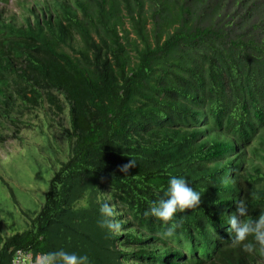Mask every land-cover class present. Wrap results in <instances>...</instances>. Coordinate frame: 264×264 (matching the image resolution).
I'll return each mask as SVG.
<instances>
[{"label": "trees", "instance_id": "trees-1", "mask_svg": "<svg viewBox=\"0 0 264 264\" xmlns=\"http://www.w3.org/2000/svg\"><path fill=\"white\" fill-rule=\"evenodd\" d=\"M17 3L20 23L0 17V104L66 114L68 153L28 227L0 243V264L61 248L91 264L264 261L228 231L234 201L244 220L264 211V0ZM171 175L202 203L167 237L145 211ZM102 198L119 231L99 226Z\"/></svg>", "mask_w": 264, "mask_h": 264}, {"label": "rangeland", "instance_id": "rangeland-1", "mask_svg": "<svg viewBox=\"0 0 264 264\" xmlns=\"http://www.w3.org/2000/svg\"><path fill=\"white\" fill-rule=\"evenodd\" d=\"M17 1H22L25 7L35 12L45 6L51 7L55 1L71 5L73 2H0L1 19L16 24L21 22L25 8ZM6 107L0 104V243L6 236L28 227V217H33L43 204L48 180L58 167V160L65 159L68 153V143L62 130L68 126L66 114L57 117L46 105L37 106L34 110L14 106L8 113ZM13 121L30 125H18ZM252 264H264V261L256 258Z\"/></svg>", "mask_w": 264, "mask_h": 264}, {"label": "clouds", "instance_id": "clouds-1", "mask_svg": "<svg viewBox=\"0 0 264 264\" xmlns=\"http://www.w3.org/2000/svg\"><path fill=\"white\" fill-rule=\"evenodd\" d=\"M135 165V160L130 159L120 168V171L127 173ZM109 202V200L100 202L99 211L102 219L98 221V224L101 228L108 229L109 232L119 231L121 225L113 219L116 212ZM201 203V193L191 187L185 177L171 175L163 197L153 201L150 208L145 211V215H151L167 223L169 226L164 235L171 237L175 230L180 227L177 213L198 207ZM234 204L235 211L229 214L228 220L229 236L233 244L239 245L247 253L264 255V211L256 219L244 220L242 218L248 215L247 204L243 200L234 201ZM40 264H91V261L86 254H77L61 248L43 254L40 258Z\"/></svg>", "mask_w": 264, "mask_h": 264}, {"label": "built area", "instance_id": "built-area-1", "mask_svg": "<svg viewBox=\"0 0 264 264\" xmlns=\"http://www.w3.org/2000/svg\"><path fill=\"white\" fill-rule=\"evenodd\" d=\"M41 257L34 256L30 251L16 249L11 256L10 264H40Z\"/></svg>", "mask_w": 264, "mask_h": 264}]
</instances>
